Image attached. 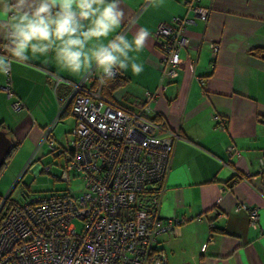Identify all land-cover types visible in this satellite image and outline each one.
Returning <instances> with one entry per match:
<instances>
[{"label": "crops", "instance_id": "0c3cea01", "mask_svg": "<svg viewBox=\"0 0 264 264\" xmlns=\"http://www.w3.org/2000/svg\"><path fill=\"white\" fill-rule=\"evenodd\" d=\"M196 6L208 9L206 20L187 10L183 0H164L159 7H147L145 0H121L125 16L119 31L129 39L138 28L151 35L144 49L133 54L143 71H120L126 83L110 98L134 110L144 92L155 94L150 117L181 136L159 214L185 220L156 237L154 248L163 253L165 264H264V176L250 178L264 152V54L254 53L264 50V0H200ZM183 17L193 19L185 31L187 46L180 51L176 77L161 88L163 54L153 31L159 23ZM211 44L218 46L215 55ZM45 59L12 66L14 95L24 109L13 112L11 99L0 90V129L16 144L9 167L13 162L20 167L44 147L48 150L43 141L48 128L58 152L69 147L74 120L61 115L68 87L62 83L54 88L45 73L72 82L83 76L60 70L52 57L48 63ZM4 82L5 75H0V86ZM221 120L223 128L218 127ZM227 145L238 155H227ZM237 205L258 209L256 227L249 225L245 210L234 211Z\"/></svg>", "mask_w": 264, "mask_h": 264}, {"label": "built area", "instance_id": "2783aa9c", "mask_svg": "<svg viewBox=\"0 0 264 264\" xmlns=\"http://www.w3.org/2000/svg\"><path fill=\"white\" fill-rule=\"evenodd\" d=\"M198 1L183 3L194 16L206 20L208 9L196 6ZM191 23L193 19L175 18L171 24L159 23L153 31L163 54L161 88L177 75L180 51L187 46L186 27ZM210 49L215 55L218 46L211 44ZM120 75L117 72L115 77ZM93 80L97 81L94 88L89 85ZM63 81L70 88L65 105L71 103L74 125L58 179L69 183V173L75 171L82 190L75 193L68 187L49 194H26L19 202L8 201V191L0 198V264H165L163 253L154 248L156 237L185 220L159 214L180 134L150 117L155 96L151 92H144L135 109L128 110L101 94L99 77L91 74L78 82ZM52 83L55 88L56 82ZM0 90L11 99L13 112L25 108L14 95L10 73ZM224 124L221 120L219 127ZM43 141L55 150L49 128ZM226 152L238 155L231 145ZM257 164L251 179L264 176V153ZM45 171L49 174V167ZM240 210L256 227L258 209L235 206V212ZM75 221L80 222L79 230Z\"/></svg>", "mask_w": 264, "mask_h": 264}, {"label": "clouds", "instance_id": "9594fccd", "mask_svg": "<svg viewBox=\"0 0 264 264\" xmlns=\"http://www.w3.org/2000/svg\"><path fill=\"white\" fill-rule=\"evenodd\" d=\"M145 3L159 7L164 0ZM124 16L121 0H0V75L39 57L45 63L54 58L72 75L98 72L100 85L129 68L139 75L143 65L133 54L144 49L151 33L138 28L129 39L119 31ZM45 75L57 86L64 83L57 73Z\"/></svg>", "mask_w": 264, "mask_h": 264}, {"label": "rangeland", "instance_id": "374dc122", "mask_svg": "<svg viewBox=\"0 0 264 264\" xmlns=\"http://www.w3.org/2000/svg\"><path fill=\"white\" fill-rule=\"evenodd\" d=\"M67 119V123H70L71 125V120L73 118L71 119L70 117H68ZM73 125L74 121L73 124L70 126V129L73 127ZM71 137L72 135L69 134V147L72 141ZM43 149L45 150L40 151L36 156L34 155L30 159L27 158L31 161V163H27L26 159L20 167L16 166V163L14 162L9 167L10 158L8 159L3 171L1 172L2 175L5 172V176L0 178V196H5L11 186L18 179L19 182L10 195V199L17 202L24 201L26 197H30L31 195L49 194L56 191H63L68 187L75 193H79L82 190V182L80 175L75 171L69 173V183L60 181L58 179H53L54 176H59L60 169L63 167L64 158L63 156H57L54 152H49L48 150H46L45 147ZM17 167H19L18 170H16ZM46 167L50 168L49 174L45 171ZM10 177H12V179L9 181ZM25 187L28 190V196L24 198L21 195V191ZM75 225L79 230L81 227L80 222L75 221Z\"/></svg>", "mask_w": 264, "mask_h": 264}, {"label": "trees", "instance_id": "16d2710c", "mask_svg": "<svg viewBox=\"0 0 264 264\" xmlns=\"http://www.w3.org/2000/svg\"><path fill=\"white\" fill-rule=\"evenodd\" d=\"M254 53H256V54H264V50H260V49H255L254 50ZM125 83H126V80L122 77V75H120L119 77H115V78H113V79H111V80H109L108 82H107V84H105V85H101V94L106 98V99H108V100H111V101H113L110 97H111V92L112 91H114L116 88H118V87H121V86H123V85H125ZM96 84H97V81L96 80H93V81H91L90 82V87H92V88H94L95 86H96ZM67 87H68V90H67V94L69 93V91H70V88H69V86L67 85V84H65ZM56 87H57V85H56ZM55 87V88H56ZM71 115V103L70 102H68L65 106H64V108H63V111H62V113H61V115ZM154 119V118H153ZM74 120V119H73ZM154 120H156V119H154ZM219 127V126H218ZM51 133V132H50ZM70 134V133H69ZM55 140V139H54ZM55 144H56V148H55V150H50L49 148H48V151L49 152H54V153H56V155L57 156H63L62 155V153H63V151L65 150V149H63L61 152H58V144L56 143V141H55ZM228 146V145H227ZM231 146H233V145H231ZM234 147V146H233ZM235 148V147H234ZM16 149V144H11V148H10V152L8 153V155L6 156V158H5V162H4V164L2 165V167H1V169H0V175H1V172L3 171V169H4V167H5V165H6V162L8 161V159L12 156V154H13V152H14V150ZM236 149V148H235ZM225 150H226V148H225ZM237 151V150H236ZM238 152V151H237ZM227 153V152H226ZM262 153H264V152H262ZM261 153V154H262ZM231 154H233V153H231ZM236 154V153H235ZM227 155H230V154H228L227 153ZM237 155V154H236ZM63 166H64V161H63ZM63 168V167H62ZM49 172H50V168H49ZM53 179H58V176H54V178ZM232 179L233 178H231L230 180H229V182H228V185H231V183H232ZM59 180V179H58ZM18 182H19V179L18 180H16L15 181V183L11 186V188L9 189V191H10V193H9V195H8V198H7V200L9 201H13V200H11L10 199V195H11V193L13 192V190L15 189V187H16V185L18 184ZM27 192H28V190H27V188L25 187L22 191H21V195L25 198V196H26V194H27ZM57 192V191H56ZM3 196H0V198H2Z\"/></svg>", "mask_w": 264, "mask_h": 264}, {"label": "water", "instance_id": "95a60500", "mask_svg": "<svg viewBox=\"0 0 264 264\" xmlns=\"http://www.w3.org/2000/svg\"><path fill=\"white\" fill-rule=\"evenodd\" d=\"M11 141L5 130L0 129V169L5 162V158L10 152Z\"/></svg>", "mask_w": 264, "mask_h": 264}]
</instances>
